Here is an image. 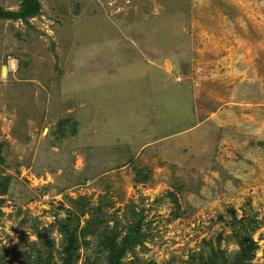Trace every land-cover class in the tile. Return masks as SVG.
I'll return each instance as SVG.
<instances>
[{"label":"rangeland","instance_id":"1","mask_svg":"<svg viewBox=\"0 0 264 264\" xmlns=\"http://www.w3.org/2000/svg\"><path fill=\"white\" fill-rule=\"evenodd\" d=\"M39 3L0 19V264H32L40 234L60 264L68 217L124 236L135 216L122 264L235 258L233 218L264 264V0ZM98 244L78 264H106Z\"/></svg>","mask_w":264,"mask_h":264},{"label":"trees","instance_id":"2","mask_svg":"<svg viewBox=\"0 0 264 264\" xmlns=\"http://www.w3.org/2000/svg\"><path fill=\"white\" fill-rule=\"evenodd\" d=\"M39 11V0H21L20 8L15 12L5 11L0 8V19L26 21L29 18L38 15ZM1 181L3 180H0V195L7 191V184H3ZM0 202H2V200H0ZM92 219L93 218H91V220ZM65 220V223H58L59 229L63 235L60 264H78L79 251L77 249V245L79 238L84 239L87 236H93L94 238L98 239V245H101V249L105 252L104 260H106V264H122L121 261L126 256V254L131 252L136 245L143 243L144 234L141 230L142 219L140 216L134 217L133 224L126 230L124 236H120L121 233L116 228L109 229L108 227H105L103 225L104 222L101 221L96 224L88 222L85 228H83L80 232H77V227L72 228V230L67 228V224L71 223V218L68 217ZM232 224H234V230L237 229L236 232L238 233L244 227L242 219L236 220L233 218ZM253 229L257 230V228ZM236 232L235 235L238 238L237 244L239 246V250L235 258L230 259L227 257L225 259V257H222L223 260L218 262V255L214 252L215 257H213V260L210 262V264H251L250 262L253 259L254 251L256 250V243L253 242L250 231L245 232L244 235H242V233L239 235ZM39 238L42 240V249L36 248L33 250L35 254L32 257V264H56L51 261L53 243L47 239L45 240L46 234H40ZM83 243L86 244V242ZM33 251L31 252L32 254ZM31 255L29 256L30 258ZM94 261V259L93 261L90 260L88 256L83 264H96Z\"/></svg>","mask_w":264,"mask_h":264},{"label":"water","instance_id":"3","mask_svg":"<svg viewBox=\"0 0 264 264\" xmlns=\"http://www.w3.org/2000/svg\"><path fill=\"white\" fill-rule=\"evenodd\" d=\"M6 72H7V68L6 67H3L2 68V76H5L6 75Z\"/></svg>","mask_w":264,"mask_h":264}]
</instances>
